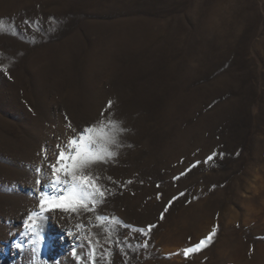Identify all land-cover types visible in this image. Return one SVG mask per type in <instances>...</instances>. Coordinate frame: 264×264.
<instances>
[{"label":"rangeland","instance_id":"1","mask_svg":"<svg viewBox=\"0 0 264 264\" xmlns=\"http://www.w3.org/2000/svg\"><path fill=\"white\" fill-rule=\"evenodd\" d=\"M0 22V264H264V0H0ZM89 125L116 138L85 169L104 197L33 235Z\"/></svg>","mask_w":264,"mask_h":264},{"label":"snow or ice","instance_id":"2","mask_svg":"<svg viewBox=\"0 0 264 264\" xmlns=\"http://www.w3.org/2000/svg\"><path fill=\"white\" fill-rule=\"evenodd\" d=\"M3 29V24L0 22V30ZM112 102H108V107L111 108ZM123 131V129H120ZM98 138L104 139L108 143H116L114 133L110 134L106 129H97L93 125L83 128L78 136H73L68 142V151L61 149L56 157L57 163L51 164L52 181L50 187L57 190L58 194L49 197L42 196L40 200V212H31L28 216V221L33 223L29 225L32 229V234H38V225L36 220L42 216L44 211L59 209L63 211L77 212L80 208L84 210H94L88 208V202L95 204L96 196L101 198L105 195V189L98 183L90 174H85V169L92 163L97 161L103 162L105 156L97 148ZM59 147V146H58ZM115 152H109L107 155L114 156ZM212 159V157H209ZM103 219L102 217H98ZM162 218V217H161ZM27 224V221H26ZM149 229L152 225L148 226ZM213 231L198 244L192 248L185 250V255L199 250L206 246L214 236ZM25 235H28L26 232ZM35 243V241H34ZM23 245L17 244V247ZM94 251V250H93ZM94 264V261H93Z\"/></svg>","mask_w":264,"mask_h":264},{"label":"bare ground","instance_id":"3","mask_svg":"<svg viewBox=\"0 0 264 264\" xmlns=\"http://www.w3.org/2000/svg\"><path fill=\"white\" fill-rule=\"evenodd\" d=\"M45 181H46V180H45ZM69 212H70V211H69ZM60 213H61V212H60ZM66 213H67V211L64 212V214H66ZM64 214L62 213L61 215H64ZM73 214H74V212H73ZM66 215H67V214H66ZM70 215L73 216L71 212H70ZM74 215H75V214H74ZM77 217L79 218V216H77ZM77 217H76V218H77ZM55 226L58 228V230H60V231L63 230L61 226H57V224H56Z\"/></svg>","mask_w":264,"mask_h":264}]
</instances>
